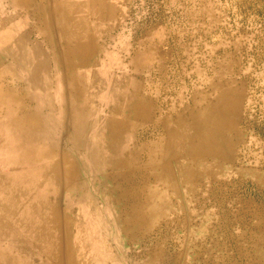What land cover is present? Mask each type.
I'll return each mask as SVG.
<instances>
[{"label": "rangeland", "instance_id": "obj_1", "mask_svg": "<svg viewBox=\"0 0 264 264\" xmlns=\"http://www.w3.org/2000/svg\"><path fill=\"white\" fill-rule=\"evenodd\" d=\"M9 1L3 76L19 73L15 42L21 74L33 45L42 76L46 16L35 30ZM39 6L54 11L55 80L25 99L72 118L54 145H31L34 160L0 154V264H264V0Z\"/></svg>", "mask_w": 264, "mask_h": 264}, {"label": "crops", "instance_id": "obj_2", "mask_svg": "<svg viewBox=\"0 0 264 264\" xmlns=\"http://www.w3.org/2000/svg\"><path fill=\"white\" fill-rule=\"evenodd\" d=\"M39 1L43 2V1H49V0H10L9 2H12L14 10H18V9L21 10V12L19 13L20 15L21 14L23 15V13L24 15L26 14L28 15L29 11H31L30 15H33L34 17L33 19H35L34 22H32L33 24H35V30H38V31L40 30L38 26L40 23V20L38 18L39 12L42 13L41 16H46L44 20H41L43 25H45V29L43 30L41 29V31L39 32L42 35H44L46 38V49L52 50V52L50 50V54L52 53L51 58H52V63L54 64V51H53V48H55L54 47L55 44L53 41L54 11L53 9H49V8L40 9ZM63 1H70V0H63ZM32 11H34V14H32ZM14 13H17V11H15ZM9 15L10 14L7 15L6 13L0 12V34H1L0 40L2 39L0 41V65H1L0 66V91H3V92H0V95H1L0 96V99H1L0 100V145L5 144L7 146H10L6 148L5 151L4 149L0 148L1 155L5 153L7 154L16 153L17 150L14 149V146L16 144H20V145H22L23 143L25 145L38 144L40 138H43L42 142H44V144L54 145L55 143L54 139L56 136L55 134L56 128L57 129L60 127L64 128L66 126V128L69 130L70 121H71L69 106L62 107V110H59V108L54 105H51V106L47 105L43 107V106L27 103L25 99L26 97L32 98V101H33L34 98L36 99L39 96L40 89L48 91V89L52 86V82L55 80L54 78L55 73H53L50 68L52 65L50 60L47 61L45 64L41 63L42 65H46V70L42 74V76H39V73H38L39 61L37 60L38 59L37 53L32 51L34 50L33 45H32L31 52L29 53L30 58H31L32 76H23L21 74L22 73L21 71L22 69L21 51L22 49H25L21 42H18V43L15 42L16 48L20 49L18 50L20 57L16 58L14 62V66L16 70L17 69L19 70V73H15L16 75L14 74V76H3L5 67H6V56L4 52L3 54L1 53V50L5 49V47L2 45L4 44V40H5L4 39L5 36H3V33L6 28L5 23H7L9 19ZM68 23L70 24V22ZM31 28H32V25H31ZM62 48L64 49V56L66 55L67 60H66V63L63 62L62 68L59 69L60 75L58 76H62L63 79H64V76H67L68 78H66V80L69 81V74H70L69 57H70L71 45L70 43L63 44ZM35 49H38V44H36ZM65 49H66V52H65ZM47 57H49L48 53H47ZM33 68H34V71H33ZM67 87H68V84H67ZM24 139L25 141L23 142ZM51 150H53V148ZM0 159H3V157L1 156Z\"/></svg>", "mask_w": 264, "mask_h": 264}, {"label": "bare ground", "instance_id": "obj_3", "mask_svg": "<svg viewBox=\"0 0 264 264\" xmlns=\"http://www.w3.org/2000/svg\"><path fill=\"white\" fill-rule=\"evenodd\" d=\"M46 2V1H45ZM45 8H47V7H45ZM54 8V7H53ZM69 8H71L70 6H68L67 4H66V2H62L61 3V5H59V7H58V13H59V18H60V20L62 21V23H68V22H72L71 21V17L72 16H74V11L73 10H69ZM48 16V15H47ZM2 18V17H1ZM53 18H55L54 16H53ZM91 21V20H90ZM59 22V21H58ZM2 23V22H1ZM46 24V23H45ZM59 24V23H58ZM14 25V24H13ZM55 25H56V23H55ZM15 26V25H14ZM64 26V25H63ZM60 27V26H59ZM54 28V27H53ZM6 29V28H5ZM2 30V29H1ZM7 31V30H6ZM11 31V30H10ZM51 31V30H50ZM8 32V31H7ZM12 32V31H11ZM53 33V32H52ZM10 34V33H9ZM63 34V33H62ZM1 35V34H0ZM59 35V34H58ZM6 36V35H5ZM101 36V35H100ZM17 37V36H16ZM1 38V37H0ZM55 38H56V36H55ZM6 39V38H5ZM2 40V39H1ZM0 40V41H1ZM2 43V42H1ZM6 43V42H5ZM78 45H80V44H78ZM66 46V45H65ZM64 47V46H63ZM85 47L87 48V42L85 43ZM62 50V49H61ZM66 50V49H65ZM87 50V49H86ZM95 50V49H94ZM57 52V51H56ZM61 53H62V51H61ZM92 53V52H91ZM19 54V53H18ZM68 54V53H67ZM16 55V54H15ZM100 55V54H99ZM63 56V55H62ZM59 58V57H58ZM64 58V57H63ZM65 60V59H64ZM85 61V60H84ZM61 62V61H60ZM65 62V61H64ZM97 62V61H96ZM66 63V62H65ZM1 66V65H0ZM18 67V66H17ZM67 67V66H66ZM22 70V69H21ZM138 70V69H137ZM15 73V72H14ZM95 78H96V76H95ZM95 80V79H94ZM65 85H67V84H65ZM9 86V85H8ZM9 88H11V87H9ZM95 88V87H94ZM15 89V88H14ZM97 89V88H96ZM6 91V90H5ZM0 92H3V91H0ZM7 92V91H6ZM13 92V91H12ZM15 92V91H14ZM73 93V92H72ZM9 94H11V93H9ZM6 95V94H5ZM1 96V95H0ZM73 96V95H72ZM91 96V95H90ZM11 97V96H10ZM97 98V97H96ZM91 99V98H90ZM93 99V98H92ZM1 100V99H0ZM20 100V99H19ZM60 100V99H59ZM23 102H24V100H23ZM28 102V101H27ZM90 102V101H89ZM74 103V102H73ZM72 109V108H71ZM175 110V109H174ZM20 111V110H19ZM117 111V110H116ZM75 115V114H74ZM78 116V115H77ZM174 116V115H173ZM72 118V117H71ZM70 118V119H71ZM160 119V118H159ZM76 120V119H75ZM10 123V122H9ZM24 123H25V121H24ZM158 123V122H157ZM14 124V123H13ZM120 126H122V125H120ZM119 126V127H120ZM92 127V126H91ZM15 128V127H14ZM77 134V133H76ZM86 134V133H85ZM84 134V135H85ZM165 134V133H164ZM86 136H87V134H86ZM32 137H34V136H32ZM76 138V137H75ZM121 138H122V136H121ZM119 139V138H118ZM86 140V139H85ZM163 140V139H162ZM114 141V140H113ZM117 141V140H116ZM40 142V141H39ZM76 142V141H75ZM147 142V141H146ZM226 142V141H225ZM100 144V143H99ZM118 144H121V143H118ZM148 144V143H147ZM73 145V144H72ZM228 147H229V145H227ZM79 147H80V145H79ZM84 147V146H83ZM40 148H42V147H40ZM144 148V147H143ZM98 149V148H97ZM16 150H17V152H18V154H19V158H20V160H24V161H31V160H34L35 159V157L33 156V153H32V146L30 145V144H28V146H27V148L26 149H24V148H21V146H20V144H17V147H16ZM38 149H35L34 151L36 152ZM86 150H87V148H86ZM94 150V149H93ZM33 151V152H34ZM75 151H76V149H75ZM74 151V152H75ZM84 151V150H83ZM38 152V151H37ZM48 152V151H47ZM21 153H25L27 156H25V157H21L20 155H21ZM86 153V152H85ZM43 154V153H42ZM84 154V153H83ZM92 154H94V153H92ZM47 155H48V153H47ZM46 155V156H47ZM52 155V154H51ZM54 155H55V153H54ZM49 156V155H48ZM60 156V155H59ZM205 156V155H204ZM207 156V155H206ZM25 158V159H24ZM55 158V157H54ZM88 159V158H87ZM80 160V159H79ZM82 160V159H81ZM60 161V160H59ZM169 161V160H168ZM167 161V162H168ZM58 163H60V162H58ZM89 164V163H88ZM175 164H177V163H175ZM82 165V164H81ZM90 165V164H89ZM160 165V164H159ZM83 166V165H82ZM61 167V166H60ZM152 167H154V166H152ZM193 167H194V165H193ZM86 169V168H85ZM159 169V168H158ZM162 169V168H161ZM51 170V169H50ZM58 170V169H57ZM92 170V169H91ZM152 170V169H151ZM90 171V170H89ZM89 171H87V172H89ZM162 171V170H161ZM178 171V170H177ZM182 171V170H181ZM137 172V171H136ZM140 172V171H139ZM179 172V171H178ZM90 173V172H89ZM96 174V173H95ZM137 174V173H136ZM145 174V173H144ZM168 174V173H167ZM39 175V174H38ZM97 175V174H96ZM164 175V174H163ZM176 175V174H175ZM83 176V175H82ZM85 176V175H84ZM141 176V175H140ZM147 176V175H146ZM157 176V175H156ZM180 177V176H179ZM178 177V178H179ZM38 178V177H37ZM85 178V177H84ZM138 178V177H137ZM144 178V177H143ZM156 178V177H155ZM159 178V177H158ZM59 179V178H58ZM86 179V178H85ZM115 179V178H114ZM134 179V178H133ZM81 180V179H80ZM94 180V179H93ZM139 180V179H138ZM180 180V179H179ZM56 181V180H55ZM58 181V180H57ZM83 181V180H82ZM90 181H91V179H90ZM97 181V180H96ZM133 181V180H132ZM131 181V182H132ZM188 181V180H187ZM118 182V181H117ZM136 182V181H135ZM142 182V181H141ZM189 182V181H188ZM100 183V182H99ZM104 183V182H103ZM124 183V182H123ZM155 183V182H154ZM42 184H44V183H42ZM78 184V183H77ZM149 184V183H148ZM160 184V183H159ZM36 185H38V184H36ZM58 185V184H57ZM128 185V184H127ZM145 185V184H144ZM152 185V184H151ZM125 186V185H124ZM131 186V185H130ZM134 186V185H133ZM98 187V186H97ZM121 187V186H120ZM119 187V188H120ZM154 187V186H153ZM126 188V187H125ZM128 188V187H127ZM149 188V187H148ZM26 189V188H25ZM165 189V188H164ZM27 190V189H26ZM25 190V191H26ZM29 190V189H28ZM52 190V189H51ZM81 190H83V189H81ZM149 190V189H148ZM160 190V189H159ZM172 190H174V189H172ZM22 191H24V190H22ZM76 191V190H75ZM13 192V191H12ZM31 192V191H30ZM90 192V191H89ZM132 192V191H131ZM143 192V191H142ZM150 192V191H149ZM33 193V192H32ZM46 193V192H45ZM61 193V192H60ZM23 194H26L25 192L23 193ZM74 194V193H73ZM78 194H80V193H78ZM120 194V193H119ZM145 194V193H144ZM40 195H42V194H40ZM47 195H49V194H47ZM103 195H104V193H103ZM133 195V194H132ZM17 196V195H16ZM15 196V197H16ZM30 196H31V194H30ZM44 196V195H43ZM87 196H89V195H87ZM93 196V195H92ZM129 196V195H128ZM151 196V195H150ZM165 196V195H164ZM27 197V196H26ZM32 197V196H31ZM50 197V196H49ZM116 197V196H115ZM140 197V196H139ZM158 197V196H157ZM156 197V198H157ZM25 197H23V199H24ZM39 198H41V196L39 197ZM73 198V197H72ZM77 198H79V197H77ZM103 199H104V197H102ZM132 198V197H131ZM18 199V198H17ZM31 199V198H30ZM88 199V198H87ZM102 199V200H103ZM106 199V198H105ZM25 200V199H24ZM56 200V199H55ZM95 200V199H94ZM93 200V201H94ZM113 200V199H112ZM153 200H155L154 198H153ZM152 199H151V201H153ZM17 201V200H16ZM36 201V200H35ZM48 201V200H47ZM159 201V200H158ZM13 202V201H12ZM90 202V201H89ZM164 202V201H163ZM168 202V201H167ZM11 203V202H10ZM27 203V202H26ZM33 203V202H32ZM43 203V202H42ZM45 203V202H44ZM143 203V202H142ZM147 203V202H146ZM149 203V202H148ZM34 204V203H33ZM41 204V203H40ZM133 204V203H132ZM43 205V204H42ZM157 205V204H156ZM162 205V204H161ZM168 205V204H167ZM54 206H55V204H54ZM138 206V205H137ZM9 207H10V205H9ZM60 207V206H59ZM151 207V206H150ZM155 207V206H154ZM153 207V208H154ZM19 207H17V209H18ZM38 208V207H37ZM42 208V207H41ZM49 208V207H48ZM94 208V207H93ZM133 208V207H132ZM135 208V207H134ZM140 208V207H139ZM144 208V207H143ZM170 208V207H169ZM36 209V208H35ZM46 209V208H45ZM49 209H52V208H49ZM123 209H124V207H123ZM128 209V208H127ZM160 209H162V208H160ZM40 210H42V209H40ZM126 210V209H125ZM137 210H138V208H137ZM146 210V209H145ZM170 210H171V208H170ZM26 211V210H25ZM94 211V210H93ZM133 211V210H132ZM164 211V210H163ZM169 211V210H168ZM31 212V211H30ZM36 212H37V210H36ZM149 212V211H148ZM147 212V213H148ZM25 213V212H24ZM41 213V212H40ZM39 213V214H40ZM140 213V212H139ZM0 214H3V213H0ZM64 214V213H63ZM66 214H67V212H66ZM149 214V213H148ZM2 216V215H1ZM48 216V215H47ZM52 216V215H51ZM125 216V215H124ZM3 217V216H2ZM119 217V216H118ZM130 217V216H129ZM132 217V216H131ZM130 217V218H131ZM26 218V217H25ZM45 218V217H44ZM48 218V217H47ZM148 218H149V216H148ZM50 219H54L53 217L52 218H50ZM119 219V218H118ZM67 220H68V218H67ZM130 220V219H129ZM143 220H146V219H143ZM151 220V219H150ZM52 221V220H51ZM54 221V220H53ZM62 221V220H61ZM142 221V220H141ZM49 223V222H48ZM50 224H51V222H50ZM140 224H142V222L140 223ZM126 225V224H125ZM147 225V224H146ZM129 226V225H128ZM67 228V227H66ZM69 228V227H68ZM58 229V228H57ZM138 229V228H137ZM72 232V231H71ZM50 233H51V231H50ZM53 233H55V232H53ZM58 233V232H57ZM68 234V233H67ZM144 234V233H143ZM70 245V244H69ZM73 251V250H72ZM76 257V256H75ZM75 260V259H74ZM90 260V259H89ZM88 262V261H87ZM86 262V263H87ZM75 263V262H74Z\"/></svg>", "mask_w": 264, "mask_h": 264}]
</instances>
